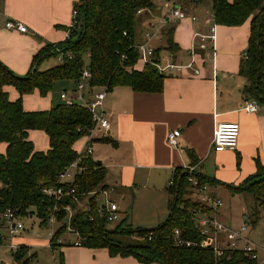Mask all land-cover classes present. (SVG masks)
<instances>
[{"label": "trees", "instance_id": "obj_1", "mask_svg": "<svg viewBox=\"0 0 264 264\" xmlns=\"http://www.w3.org/2000/svg\"><path fill=\"white\" fill-rule=\"evenodd\" d=\"M186 6H198L209 2L214 23L217 26L239 27L249 21L247 47L241 57L238 75L245 80L243 95L259 105L264 104V0H179ZM84 4L85 11H84ZM79 17L76 27L67 28L69 38L61 43L48 44L32 57L28 73L19 77L0 62V144H5L4 154H0V216L7 210L17 218L35 215L40 226H46L55 202L47 198L42 190L59 187L58 176L71 163L80 159L83 168L73 183L63 185L65 192L74 190V197L65 196L56 203L55 213L58 223L66 217L64 209L73 210L69 227L61 225L49 240L51 250L57 246L61 232L67 227L77 236L80 247L106 249L111 257H133L143 264H258L250 260L242 251H224L216 257L212 249L187 247L185 243L197 244L202 240L197 228L198 216L208 215L209 209L191 196L203 186H213L217 182L200 173H193L197 188L189 181L184 169L174 170L167 188L168 217L151 229H134L124 218L113 230L96 212L98 192L108 189L104 183L105 169L90 156L80 157L74 144L84 138L92 128L88 111L80 106L60 104L46 111H25L22 98L37 92L46 97L58 81L75 82L85 68L90 73V86L103 88L106 92L118 87L130 88L137 93H160L164 76L155 67L144 65L141 71L135 70L138 62L137 51L133 48L137 12H150L151 0H81L76 6ZM85 14V22L82 16ZM175 25L163 30L166 47L155 49L154 61L165 50L173 58L177 45L173 42ZM54 47L63 53H70L71 60H65L44 71L38 67L42 60L55 56ZM5 87H12L18 93L15 101H10ZM29 131H41L48 139L45 152L36 151L28 140ZM107 139H93L105 142ZM191 167L196 160L187 152ZM233 194H247L253 200L247 220L256 225L264 215V168L256 162V172L236 188L230 187ZM94 193V195H90ZM85 200L89 210L77 208V203ZM128 224V227L125 225ZM178 231L183 243L176 246L174 231ZM118 236H138L139 244H124ZM3 237L0 235V244ZM25 248L20 247L15 256L19 262L24 257ZM28 259L22 261L27 264ZM59 264H64L59 255Z\"/></svg>", "mask_w": 264, "mask_h": 264}, {"label": "crops", "instance_id": "obj_2", "mask_svg": "<svg viewBox=\"0 0 264 264\" xmlns=\"http://www.w3.org/2000/svg\"><path fill=\"white\" fill-rule=\"evenodd\" d=\"M80 1L0 0V62L15 75L24 77L37 51L65 40L72 10ZM151 1L153 9L142 12L138 17L136 43L141 42V35L151 22L158 21L163 14L160 1ZM197 8L192 5L190 16L170 25H175L173 42L177 45L172 63L186 65L193 61V69L199 71L198 75L190 69L173 71L164 76L160 93H137L127 87H118L104 97L102 110L109 121V132L105 142L92 141L91 150L92 145H97L99 154L94 157L92 151L90 157L105 169L104 183L115 188L117 195L113 197H119L123 203L119 204L122 218H126L134 229H151L167 219V188L174 170L191 167L187 152H191L196 160L195 172L217 182L209 190L216 196L219 187L231 192L230 187L236 188L254 175L257 161L264 168V104H258L259 110L255 114H246L242 110L248 99L243 95L245 80L238 75L239 63L247 47L249 21L243 27L216 25V55L211 60L204 52L192 53L194 32L205 33L208 26L205 25L208 16L202 15ZM192 16H196L198 22H191ZM8 21L20 22L26 27V32L6 29ZM241 28L245 29L240 32ZM161 38L163 41L159 38L157 40L161 41L152 45L154 49L166 47L165 37ZM143 67L137 62L134 69L141 71ZM4 90L10 101L18 98L14 88L5 87ZM35 95L38 93L26 96L25 100L22 98L25 111H46L54 106L53 94H50L46 97L50 99L49 108L42 106L35 110L29 101ZM57 103L61 104L60 101ZM224 122L239 125L237 148L234 152L215 153L212 149L213 133L215 127ZM174 130L181 133L179 149L167 143V134ZM27 136L36 151L48 149V139L43 132L29 131ZM41 138L46 140L43 146L37 142ZM95 139L101 138L96 136ZM80 140L82 144H74L77 153L85 149L86 139ZM5 149L6 145L0 144V154H4ZM205 165L211 170L209 175ZM194 196L199 200L198 192H194ZM125 202L127 204L124 205ZM218 218L221 221V212ZM222 223L233 229L229 223ZM75 242L78 240L59 242L58 254L62 255L64 264H143L133 257H111L106 249L74 246ZM257 245L264 249V245ZM12 256L15 259L17 253ZM28 257L33 258L34 255L24 254L19 262Z\"/></svg>", "mask_w": 264, "mask_h": 264}, {"label": "built area", "instance_id": "obj_3", "mask_svg": "<svg viewBox=\"0 0 264 264\" xmlns=\"http://www.w3.org/2000/svg\"><path fill=\"white\" fill-rule=\"evenodd\" d=\"M179 0H164L162 9L163 14L158 21L151 22L149 28H147L142 33V40L139 43L134 42L133 48L137 51L138 54V62L142 63V65H150L156 68L158 74L161 76H165L167 73H171L173 71L180 72L183 69L192 70L194 75H198L199 71L197 69H193V61L186 65H176L172 63L173 56L171 55V59L160 57L157 61H154V51L155 49L151 45V43L163 36L164 28L169 25L173 21H182L185 20L187 15L182 7L178 4ZM143 11H138L137 16H141ZM79 17V12L75 7L72 10L71 15V25L69 28L76 27L77 19ZM191 22H198V18L196 16H192ZM205 25L207 26V30L205 33L194 32L193 34V45H192V53L195 54L196 51H201L205 53L206 57H209L211 60L215 59L216 55V24L214 23L212 14L207 18ZM6 29L15 30L20 33L26 32V27L20 22L8 21L5 24ZM69 38V32L66 31L65 40ZM64 40V41H65ZM135 41V39H134ZM55 53V57L57 59L58 64H62L65 60H71L72 56L70 53H63V51L54 47L53 49ZM90 73L86 68H83L79 78L74 82V88L70 91H64L60 94V99L67 106H80L85 108L90 114L92 121V128L84 138L85 149L78 153L80 157L83 155L90 156L92 153L91 143L93 139L97 137L106 138L109 132V121L106 118L102 106L105 97V89L101 88V90H97V88L90 86ZM242 110L246 114H255L259 110L258 103L249 99L246 100L243 104ZM240 128L236 123L224 122L219 123L214 130L213 133V141H212V149L215 153H222L224 151L234 152L237 148L238 139H239ZM181 133L178 130L171 131L167 134V143L173 148H180L179 137ZM80 159H77L69 166H67L63 172L58 176L59 187L56 188H45L42 190V193L49 199L55 202V206L47 220V224L57 223L55 218V213L59 211L56 206V203H59L63 200L65 196L70 195L74 197V190H70L69 192H65L63 189V185L73 183L76 176L80 175L83 171V168L79 166ZM185 171L189 174V181L192 183L193 187L197 188L198 182L192 176L195 173L194 167H185ZM171 184V183H170ZM200 194L199 201L205 207L209 209L208 215L198 216L197 218V228L199 234L202 236V240L197 243H185L187 247L197 246L200 249H212L214 255L216 257H220L224 251H242L246 257H248L252 261H256L258 264H264V249L253 245L246 235L245 226H241L237 230L230 229L226 227L216 216L219 208L222 207V202L215 194L209 191L207 186H203L198 188L196 191ZM90 195H94L91 193ZM98 202L96 206L97 215L106 221L107 224L114 223L121 219V215L123 214L120 205L117 201H114L112 198L116 196V190L113 187H108V189L102 190L98 192ZM77 205L80 206V202L74 200ZM81 210H89L87 205H83ZM66 212V219L69 220L72 217L73 210L70 207H66L64 209ZM17 217L14 212L7 209L0 216V228L4 227L7 229L10 236H13L23 230V226L17 222ZM247 221V218L244 217V222ZM69 227V226H68ZM67 229L71 231L69 228ZM55 231L51 232V237ZM50 237V238H51ZM174 240L176 242V246H180L183 243L179 240L178 231H174ZM74 246H79L78 242L73 243ZM10 248L12 251L18 252L19 247L11 244ZM50 248V244H49ZM30 258L28 257V260ZM27 264H30L28 261Z\"/></svg>", "mask_w": 264, "mask_h": 264}, {"label": "rangeland", "instance_id": "obj_4", "mask_svg": "<svg viewBox=\"0 0 264 264\" xmlns=\"http://www.w3.org/2000/svg\"><path fill=\"white\" fill-rule=\"evenodd\" d=\"M154 1L155 3H159L160 1L159 4H161V6L163 5V2H164V0H159L157 2L156 0ZM202 3H203L202 5H198L197 10L200 9L202 15L209 17V15L212 14L210 3L209 2L207 3L202 2ZM178 4L183 8L187 16L188 15L190 16L193 13V9H191L192 5L186 6L185 4L180 3V2H178ZM154 22L156 23V21ZM241 27H243V25H241ZM242 29H245V28H241L240 32L243 31ZM160 39L163 41L162 38ZM161 40H155V42H152L151 45L158 44ZM169 56L170 54L168 52L162 51L163 58H169ZM84 59H85V62H84L85 68H87V65H88L87 57H85ZM56 65H58L56 57L49 56L45 58L44 60H42V62L40 63L38 67V70L44 71ZM70 86L74 88V82L58 81L55 83L52 91L48 93V95L53 94L52 95L54 99L52 100L54 103L53 107L60 105V103L55 104L56 102H59V101L61 102V104H64L62 100H59V96H60L61 91L63 90L65 91V89L71 90ZM111 92L112 91H108L105 93V95L109 96ZM31 95H25V97L23 96L24 100L26 96L29 97ZM46 97L40 98L38 94V95L33 96L32 98H29L30 106L35 108V110L36 109L38 110L42 106H46V108H49L48 104H49L50 99ZM25 106H28V105L26 104ZM44 141L46 142V140H42V138L37 139V142L39 143L40 146H43ZM80 144H82L81 140H79L76 143V146H79ZM97 149H99L97 145L95 146L92 145V151H93L94 157H97V155L99 154ZM205 171L209 175V172L211 170L208 167V165H205ZM207 187L210 190L212 189V187H214V185L207 186ZM217 190H218L217 198H219L222 202V207L219 208V211H217L216 213L217 218L219 217V213L221 212V221L225 223H229L231 228H233L234 230H237L241 226L244 225L247 231L246 235H249V240L251 241V243L256 246H258L257 244L264 245V241L262 240V238L264 237V215L260 217L259 221L254 226L251 225L250 221L248 220L244 222V217L247 218L249 216L250 210L253 206L252 198L248 196L247 194H236L234 197H231L233 194L232 192L226 191L220 187ZM113 199L114 201H117L120 205H123V203L119 200V197H113ZM191 199L196 201L197 197L191 196ZM125 204L127 203L125 202L124 205ZM83 205H85V200L80 202V206L77 205V208L81 209ZM122 219L123 218L121 217L119 221L108 224L107 229L113 230L119 225ZM17 222L23 226V230H21L19 233L13 236H10L7 229H5L4 227L0 228V235L3 237V241L0 244V264H22V261L17 262L13 258L12 254L17 253V252L11 250L10 248L11 244L16 245L17 247L27 246L28 248H30L28 250L29 252L26 250L28 248L24 250L25 255L27 253H29V255H34L33 258L31 257L29 259L30 264H57V260L59 258L58 257L59 242L60 241L73 242L75 241V239H77V236L74 235V233L66 229L65 231L60 233L59 238L57 239L58 241L55 243V245L57 246L54 248V250H51V248H49V240L51 237V232L53 230L56 231L63 224H68V220L66 218H64V220L61 223L57 222L52 225L48 223L46 226H43V227L40 226L39 224L40 220L35 215L18 218ZM125 227H128V224H126ZM117 239L122 241L124 244H131V245L139 244L143 242V239L138 236H118Z\"/></svg>", "mask_w": 264, "mask_h": 264}, {"label": "water", "instance_id": "obj_5", "mask_svg": "<svg viewBox=\"0 0 264 264\" xmlns=\"http://www.w3.org/2000/svg\"><path fill=\"white\" fill-rule=\"evenodd\" d=\"M85 6H86V4H84V11H85ZM82 20H83V22H85V14H83Z\"/></svg>", "mask_w": 264, "mask_h": 264}]
</instances>
